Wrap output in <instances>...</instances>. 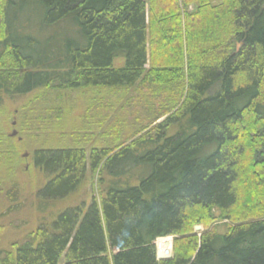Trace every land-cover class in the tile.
I'll return each instance as SVG.
<instances>
[{"label": "trees", "instance_id": "trees-1", "mask_svg": "<svg viewBox=\"0 0 264 264\" xmlns=\"http://www.w3.org/2000/svg\"><path fill=\"white\" fill-rule=\"evenodd\" d=\"M215 1L0 0L1 119L4 98L50 89L83 92L108 113L101 127L117 122L119 93L145 113L131 143L89 152L26 153L0 131V195L24 153L40 211L89 173L102 195L39 218L0 264H264V0ZM215 211L227 232L208 231Z\"/></svg>", "mask_w": 264, "mask_h": 264}, {"label": "rangeland", "instance_id": "rangeland-1", "mask_svg": "<svg viewBox=\"0 0 264 264\" xmlns=\"http://www.w3.org/2000/svg\"><path fill=\"white\" fill-rule=\"evenodd\" d=\"M188 10L194 11V8L189 7ZM40 19V14H37L36 20L40 21ZM54 31L52 30V32ZM43 33L32 30V34L38 37V40L45 39ZM52 42L59 45L60 38L54 39ZM118 65H121V62ZM150 65L149 61L147 69L150 68ZM82 94L83 92L79 90L62 92L50 89L35 91L21 98L6 97L4 106L11 118L9 119L6 115L2 119L0 118L2 121L0 131L3 132V136H12L16 141L23 139L22 143L28 146L24 152L31 154L34 150L58 147H83L89 152L92 148L115 147L118 142L129 144L133 138L137 137L139 132L136 129L137 127L139 129V121L144 119L145 113L143 114L139 107H135L134 111L130 107L132 106L130 101L131 104L127 105V100L133 97L132 91L126 94L119 93L111 99L110 102L115 105L114 114L115 116L118 114L117 122L109 119L103 127L99 121L108 113L99 109L95 110L93 103L88 99H83ZM99 105L98 103V107ZM123 114H125V119L122 118ZM163 119L153 124H158ZM26 123H30V127ZM29 128L31 132L26 131ZM14 132L16 135H13ZM24 154H22L21 161L15 170L16 173L13 171V179H10L14 180V183H10V185L14 184L11 194L15 191V185L18 188L17 192L13 197H8L11 186L4 184L0 195V250L10 252L15 249H13L15 245H22L27 241L24 239L32 231L34 232L39 218L52 217L67 205L78 204L83 199L87 204H90L92 199L101 201L102 196L98 174L89 173L85 187L73 199L48 204L42 209L43 211H40V205L35 196L38 172L33 168L30 155L24 156ZM215 215L217 217L208 231L227 232V226H230L231 222L221 220L217 211H215ZM201 228L200 231L195 230V234L205 230L203 226ZM168 239L171 242V255L169 259L164 258L163 261L172 259L174 254L175 237Z\"/></svg>", "mask_w": 264, "mask_h": 264}, {"label": "water", "instance_id": "water-1", "mask_svg": "<svg viewBox=\"0 0 264 264\" xmlns=\"http://www.w3.org/2000/svg\"><path fill=\"white\" fill-rule=\"evenodd\" d=\"M13 135H16V132H14ZM201 229H202L201 226H196L195 227L196 231H200ZM164 239H166V238H164ZM165 245H166V247H171V242L167 239V242H166ZM170 255H171V251L170 250L165 251L164 254H161V253L157 252V258L160 261H162L164 258H168L169 259Z\"/></svg>", "mask_w": 264, "mask_h": 264}, {"label": "bare ground", "instance_id": "bare-ground-1", "mask_svg": "<svg viewBox=\"0 0 264 264\" xmlns=\"http://www.w3.org/2000/svg\"><path fill=\"white\" fill-rule=\"evenodd\" d=\"M171 238V237H169ZM168 239V238H167ZM167 239H163V238H159L157 241H156V247H157V250L159 253L161 254H164L165 251L167 250H170V247H166V242H167ZM169 240V239H168Z\"/></svg>", "mask_w": 264, "mask_h": 264}]
</instances>
